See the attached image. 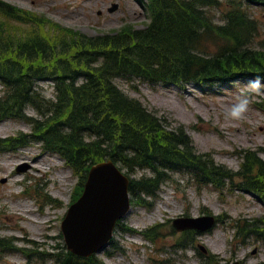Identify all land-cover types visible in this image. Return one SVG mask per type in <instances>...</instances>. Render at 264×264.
I'll use <instances>...</instances> for the list:
<instances>
[{
  "label": "trees",
  "instance_id": "1",
  "mask_svg": "<svg viewBox=\"0 0 264 264\" xmlns=\"http://www.w3.org/2000/svg\"><path fill=\"white\" fill-rule=\"evenodd\" d=\"M149 1L152 21L144 29L93 37L55 26L45 40H33L34 35L23 33L19 26L39 24L38 15L0 0V81L6 86L0 98V118L24 116L27 104L42 103L46 117L35 121L40 137L48 148L66 157L82 181L92 162L111 156L132 170L140 166L155 171L154 177L132 180L136 195L155 193L167 167L186 169L201 181L216 184L239 174L244 187L258 191L264 199V159L257 152L245 155L239 172L218 165L210 155L197 153L182 126L167 129L161 117L114 82L120 74L167 84L253 75L264 79V53L247 45L255 22L242 9H233L225 24H216L203 6L220 4L219 0ZM188 38L191 42H186ZM209 40L218 44L210 52L206 50ZM53 71L59 79L57 104L44 101L35 89V80ZM81 73L88 80L77 84ZM27 141L28 136L21 135L2 144L16 148ZM238 227L244 237L264 236L258 222ZM63 264L101 263L65 252Z\"/></svg>",
  "mask_w": 264,
  "mask_h": 264
},
{
  "label": "rangeland",
  "instance_id": "2",
  "mask_svg": "<svg viewBox=\"0 0 264 264\" xmlns=\"http://www.w3.org/2000/svg\"><path fill=\"white\" fill-rule=\"evenodd\" d=\"M6 1L94 35L114 31L123 25L141 28L150 21L148 10L139 0ZM115 3L119 7L109 11ZM248 9L260 23V33L254 46L264 50V5H251ZM213 12L218 20L222 19L223 10L215 9ZM117 84L129 95L167 115L173 124L184 123L201 151L213 152L218 161L234 169L241 164L236 150L264 146V111L256 104V101L264 102V85L258 81L245 79L230 86L216 84L207 86V90L188 87L186 94L160 85L152 87L140 80L128 82L117 78ZM215 87L224 91L210 93ZM2 89L0 84V95ZM40 89L46 97L54 98L51 83L42 81ZM241 95L249 96L247 112L238 121L226 120L224 109ZM28 114L38 116L34 108H30ZM31 129V125L22 120L0 121V137ZM22 163L28 164L29 168L18 174L16 168ZM3 177L7 178L6 182H1ZM77 184L78 178L64 161L57 154L45 152L38 142L15 152L0 151V237L13 238L18 246L28 247L29 243L52 251L63 241L58 234L66 210L74 199ZM51 198L56 201H50ZM202 208L224 216V221L198 237L193 245L179 247L177 240L182 232L173 228V219L200 215ZM263 211L261 202L249 193L226 191L220 194L211 185L198 187L183 175L174 173L172 180L162 187L158 198L151 201L150 207L134 204L132 211L123 219V224L142 233L132 235L117 230L114 246H110L111 253L107 255L104 251L98 256L113 264H207L206 257L198 253L197 245L202 243L221 260L231 262L239 258L247 264H260L264 262L262 242L230 245V240L234 235L233 219L254 217ZM158 222L163 223L157 229L158 232L162 230L160 235L147 239L143 233ZM255 247L259 251L252 254ZM0 264H27V259L17 251H0ZM28 264L43 263L32 260Z\"/></svg>",
  "mask_w": 264,
  "mask_h": 264
},
{
  "label": "water",
  "instance_id": "3",
  "mask_svg": "<svg viewBox=\"0 0 264 264\" xmlns=\"http://www.w3.org/2000/svg\"><path fill=\"white\" fill-rule=\"evenodd\" d=\"M128 184V178L112 161L93 168L84 196L72 206L64 222L71 248L89 254L107 241L116 218L128 208ZM204 220L197 224L199 228L213 223L211 218Z\"/></svg>",
  "mask_w": 264,
  "mask_h": 264
},
{
  "label": "bare ground",
  "instance_id": "4",
  "mask_svg": "<svg viewBox=\"0 0 264 264\" xmlns=\"http://www.w3.org/2000/svg\"><path fill=\"white\" fill-rule=\"evenodd\" d=\"M164 5H166V4H164ZM149 15H150V21H152V12H150ZM161 24L163 25V23H161ZM162 28H163V26H162ZM25 31H26L27 34H33L34 35L33 40H45V37H46L45 34L46 33L43 30H41V29L34 28L33 25H30V26L26 27ZM181 42H183V40ZM186 42H191V41L189 39V41L187 40ZM122 76H123V74L115 76L114 77V82L123 91V89L117 84V78H122ZM84 79L87 81L88 80V76L85 75L84 73H81V74H79V76H78V78L76 80V83L77 84H83L82 82L84 81ZM126 80L128 82H135V80H130L128 78H126ZM43 82H49V83L52 84V88H53V91H54V98L53 97H50V98L55 104H57L59 102V99L57 98V95H58V93H60V90H59V87H58L59 79L57 77V71H53L52 73H50L49 76L47 77V79L45 81H43ZM43 107L44 106L42 105V103H39V105H36V108H37V110L39 112H42L40 108H43ZM58 113L59 112L56 111L54 114L58 115ZM62 176L64 177V174H62Z\"/></svg>",
  "mask_w": 264,
  "mask_h": 264
},
{
  "label": "clouds",
  "instance_id": "5",
  "mask_svg": "<svg viewBox=\"0 0 264 264\" xmlns=\"http://www.w3.org/2000/svg\"><path fill=\"white\" fill-rule=\"evenodd\" d=\"M250 99L248 95H241L227 108L224 109L226 120L238 121L243 118L249 107Z\"/></svg>",
  "mask_w": 264,
  "mask_h": 264
}]
</instances>
